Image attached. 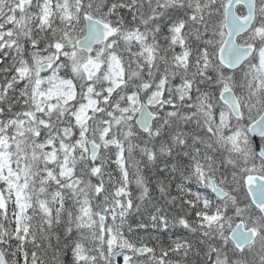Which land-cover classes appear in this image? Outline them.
<instances>
[{"label":"snow or ice","instance_id":"6c2138e0","mask_svg":"<svg viewBox=\"0 0 264 264\" xmlns=\"http://www.w3.org/2000/svg\"><path fill=\"white\" fill-rule=\"evenodd\" d=\"M0 264H264V0H0Z\"/></svg>","mask_w":264,"mask_h":264},{"label":"trees","instance_id":"16d2710c","mask_svg":"<svg viewBox=\"0 0 264 264\" xmlns=\"http://www.w3.org/2000/svg\"><path fill=\"white\" fill-rule=\"evenodd\" d=\"M158 194V193H157Z\"/></svg>","mask_w":264,"mask_h":264}]
</instances>
